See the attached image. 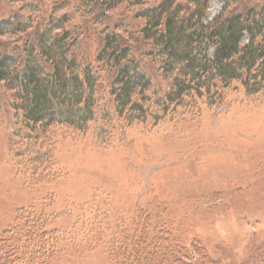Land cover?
Here are the masks:
<instances>
[{"label": "rangeland", "instance_id": "1", "mask_svg": "<svg viewBox=\"0 0 264 264\" xmlns=\"http://www.w3.org/2000/svg\"><path fill=\"white\" fill-rule=\"evenodd\" d=\"M142 1L102 11L83 6L82 0H0V21L26 26L0 34V49L22 57L27 43L64 18L53 33L68 30L80 64L97 66L104 34L112 32L162 93L169 80L147 54L153 47L142 39L144 19L138 17L141 9L162 0ZM174 1L191 7L189 0ZM247 9L261 18L264 0H208L204 21ZM247 40L244 34L242 43ZM110 77L100 72V114L105 107L114 113L107 95ZM2 84L0 237L19 213H31L59 231L48 264H112V237H121L124 228L132 235L135 223H143L151 230L141 232L142 239L165 234L161 264H264V89L248 95L233 82L219 104L194 99L193 105L189 99L191 105L158 122L148 118L126 125L115 117L105 124L98 114L84 132L54 128L46 146L52 162L47 183L33 184L28 158L16 156L12 131L19 122L12 93ZM4 251L0 264H33L26 254L11 263Z\"/></svg>", "mask_w": 264, "mask_h": 264}, {"label": "trees", "instance_id": "2", "mask_svg": "<svg viewBox=\"0 0 264 264\" xmlns=\"http://www.w3.org/2000/svg\"><path fill=\"white\" fill-rule=\"evenodd\" d=\"M82 2L87 8L95 5L102 11L122 3H143ZM189 3L192 8L185 9L174 0H162L138 14L144 19L141 37L153 47L147 54L160 63L158 71L169 80L162 93L139 68L130 48L122 45L112 32L104 34L94 59L97 66L80 64L72 51L74 41H70L68 30L53 33V28L63 26L64 18L48 25L27 43L22 57L0 49V83L12 93V106L19 122L12 131L16 137L13 144L19 148L17 157L28 158L26 166L34 176L31 183L41 184L49 177V132L57 127L84 132L100 114V72L111 74L107 95L114 113L107 107L101 111L105 124L115 117L123 118L126 125L146 122L148 118L154 122L167 116L173 118L175 109L187 105L189 99L193 105L198 99L219 104L224 98L223 89L233 82H238L248 95L264 89V16L257 19L255 11L247 9L222 13L205 22L208 0ZM25 28L18 20L0 21V34ZM244 34L248 35L246 43H242ZM50 224L41 216L19 213L16 224L0 237V249L5 250L11 263L26 254L29 263L48 264L49 258L56 255L59 236L57 229L48 227ZM133 229L132 235L124 228L121 237L110 240L108 255L112 264H161L159 251L165 234L147 235V241L142 239L141 232L148 233V226L135 223Z\"/></svg>", "mask_w": 264, "mask_h": 264}]
</instances>
